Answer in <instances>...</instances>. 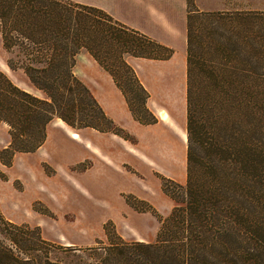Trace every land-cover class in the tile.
<instances>
[{"label":"trees","instance_id":"1","mask_svg":"<svg viewBox=\"0 0 264 264\" xmlns=\"http://www.w3.org/2000/svg\"><path fill=\"white\" fill-rule=\"evenodd\" d=\"M186 4L185 181L162 178L175 203L164 217L155 212L154 240H125L105 223L108 242L97 246L102 264H264V9ZM0 34L11 53L7 65L22 68L44 94L0 69V121L10 135L0 147L3 163L38 147L55 116L74 128L128 136L75 74L82 49L111 74L134 118L156 120L127 56L167 58L173 48L105 9L72 0H0ZM127 199L153 211L144 200ZM51 245L39 226L13 222L0 210V264H62L48 257Z\"/></svg>","mask_w":264,"mask_h":264},{"label":"crops","instance_id":"2","mask_svg":"<svg viewBox=\"0 0 264 264\" xmlns=\"http://www.w3.org/2000/svg\"><path fill=\"white\" fill-rule=\"evenodd\" d=\"M135 3L140 4L136 1ZM91 4L106 8L101 4ZM165 14H162L158 7H148L144 10L136 6L128 18L114 15L127 25L173 47V43L166 38V34L170 32L173 25ZM183 45L185 51L186 9ZM175 57L176 54L173 51L167 58L131 55L127 58L148 90L147 105L151 100L158 108L156 113L148 105L156 116V120L149 123H143L134 118L124 94L111 74L102 68L89 52L86 51L80 59L78 58L74 66L75 74L87 84L105 113L124 128L128 136L92 126L74 128L60 117H53L47 123L45 139L38 147L31 151L14 152L9 164L0 161V210L5 217L13 222L37 225L40 232L42 227L41 235L47 240L54 237L48 230L50 222L68 212L73 218L65 219L63 227L66 229L74 228L79 231L86 227L93 233L92 231L102 222H114L121 233H130L125 226L133 229L136 233L134 240L148 241L156 236V217L153 212L165 213L175 203L174 199L163 190L162 178H171L167 175H172L180 180L184 177L185 180L186 177V52L185 58L183 55L179 124L173 121L169 124L166 114L162 116L167 121L161 117V110L170 111V109L163 101L155 98L150 89V84L154 76L160 73L162 65L173 63ZM29 82V87H23L24 89L38 96L44 95L30 80ZM36 91L41 94H37ZM5 124L7 125L4 134L5 142L2 147L10 141L9 127L7 123ZM142 128L151 130L150 137L145 138L140 135ZM181 129L185 133L184 140L178 137V134L184 136ZM173 141L176 143L174 146L176 157L180 159L177 171L174 173L164 162L169 155L165 146L172 145ZM180 171L182 176L178 175ZM108 174L117 177L114 187L104 183L108 181ZM4 190L11 196L14 206L25 205L21 218H13L5 212L1 204ZM130 195L146 201L153 211L150 209L138 211L128 201L127 196ZM79 198L91 205V209H84L78 201ZM171 199L174 201L172 206H170ZM37 203L41 206H37ZM99 210L102 211V215L93 219L91 213L99 212ZM68 238L70 242H77L83 236L79 234ZM87 238L90 237L87 236Z\"/></svg>","mask_w":264,"mask_h":264},{"label":"rangeland","instance_id":"3","mask_svg":"<svg viewBox=\"0 0 264 264\" xmlns=\"http://www.w3.org/2000/svg\"><path fill=\"white\" fill-rule=\"evenodd\" d=\"M80 3L85 4H91V3H97L101 4L106 8L107 12L112 14L114 17V14H117L119 17L122 18H128L130 15V12L133 11V8L136 6H139L141 8H144V10H147L148 7H158L161 10L162 14H165L169 17L170 23H172L173 28L170 30L169 33H167V39L173 43V51L176 54V57L173 61V63H167L162 65L160 68V73H157L154 78L153 82L150 84V89L152 93L155 95V98L160 99L163 101L168 110H161L160 115L162 118V114H166L168 117V121L166 118H164L168 123L169 122H177L179 124V114L181 110V94H182V83H181V76H182V70H183V55L185 58V51H184V45H183V31H184V20H185V9L187 8V4L185 7V3H187V0H72ZM136 2H139L140 4H136ZM194 7L198 9L203 10H220V9H264V0H191ZM100 7V6H99ZM165 12V13H164ZM165 16V17H167ZM117 18V17H116ZM86 51L82 49L78 54L76 58V62L78 58L80 59L83 54ZM11 55V53L7 50H5L2 46V39L0 34V69L4 70L7 75L17 84L24 88L29 87V80L24 74L22 68H10L6 60ZM128 58V56H127ZM185 61V59H184ZM76 64V63H75ZM75 66V65H74ZM74 68V67H73ZM146 69H149V67H146ZM149 72V70H146ZM184 85H185V69H184ZM37 94H41L36 91ZM135 102V100H134ZM153 101H149L148 105L153 110V112H158V108L156 107L155 103H152ZM134 108L136 109V112L140 115L144 116L147 113L145 112L144 108H142L140 105L135 104ZM170 124V123H169ZM6 124L3 122H0V147L5 142L4 134L6 133ZM173 127V126H172ZM177 131V130H176ZM181 131L184 133V130L181 129ZM178 133V131H177ZM141 136H145V138L150 137L151 130L142 128L140 131ZM178 137L180 140L185 139V133L184 136L181 134H178ZM172 140V139H171ZM175 142L173 141L172 145L165 146V150L168 149V158H165V165L169 166V169L171 172H176L178 164L180 163V159L178 156L176 157L174 146ZM184 173H185V160H184ZM178 175L182 176V171L178 173ZM171 178H174L177 182L182 181L180 183H184V177L183 179L176 178V176L167 175ZM117 181V177L113 174H108V181L104 182L105 184L109 186L115 185ZM172 181L167 180V184L170 185ZM140 188V187H139ZM138 188V189H139ZM112 190L113 188H109ZM4 196L1 197L2 201V207L4 208L5 212L11 215L13 218L19 219L23 216V208L25 205L21 206H14L11 202V196L9 193L4 190L3 191ZM80 205H83L84 209L90 210L91 205H89L85 201H81L79 198ZM174 201L171 199V205L172 206ZM137 205H144L140 201L137 202ZM37 206H41L37 203ZM138 211H141L142 209L136 208ZM171 209V207H170ZM170 209L167 212H157L159 217L166 216ZM2 212V211H1ZM3 214V213H2ZM153 214L156 217V231L159 226V217L153 212ZM4 215V214H3ZM102 215V211L99 210V212L91 213V216L93 219H96ZM5 217V215H4ZM6 218V217H5ZM73 216L71 213H66L64 216L57 217L55 220L51 221L49 224V232L54 237H50L49 242L52 244L50 246V249L48 251V257L52 260L61 262L62 264H102L101 256L103 254L102 247L97 246H103L106 245L108 242L107 236L105 234V230H103L104 225L106 223V226L108 227L109 231H112L115 229L117 231V234L123 235V239L125 240H134L136 233L133 231V229L128 228V226H125L128 230H130V233H121L120 229L117 228L116 224L112 222V224H109L108 222H102V224H99L97 229H94L91 233L87 230V228H81V230L77 231L74 228L66 229L64 226L65 219H72ZM95 224V222H93ZM30 226H34L33 224H29ZM91 225V224H90ZM126 229V230H127ZM42 232V227H41ZM82 234L83 238L80 241L77 242H70L71 240L68 238L72 235H79ZM89 236L90 238H87ZM69 242H68V239ZM155 238V236L148 241H152ZM139 240V239H138Z\"/></svg>","mask_w":264,"mask_h":264},{"label":"bare ground","instance_id":"4","mask_svg":"<svg viewBox=\"0 0 264 264\" xmlns=\"http://www.w3.org/2000/svg\"><path fill=\"white\" fill-rule=\"evenodd\" d=\"M164 115V114H163Z\"/></svg>","mask_w":264,"mask_h":264}]
</instances>
